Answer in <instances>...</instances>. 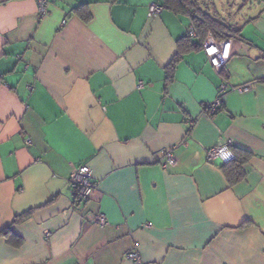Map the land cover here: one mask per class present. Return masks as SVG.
Instances as JSON below:
<instances>
[{
	"label": "crops",
	"instance_id": "1",
	"mask_svg": "<svg viewBox=\"0 0 264 264\" xmlns=\"http://www.w3.org/2000/svg\"><path fill=\"white\" fill-rule=\"evenodd\" d=\"M159 1L49 0L42 17L0 0V264H264V0H193L237 32L223 75ZM224 78L251 89L209 115ZM227 145L252 155L236 184L208 157ZM83 165L98 190L75 202Z\"/></svg>",
	"mask_w": 264,
	"mask_h": 264
},
{
	"label": "built area",
	"instance_id": "2",
	"mask_svg": "<svg viewBox=\"0 0 264 264\" xmlns=\"http://www.w3.org/2000/svg\"><path fill=\"white\" fill-rule=\"evenodd\" d=\"M49 0H38L39 14L43 17L46 15V6ZM164 10H169V7L164 5L162 2L152 3L149 6V11L152 15H159ZM189 35L196 37V31L191 25L189 27ZM234 42L232 36H228L227 40L218 41L216 38L209 33L203 43V50L209 59L210 64L215 71L220 75L227 67L234 48ZM143 83L140 84L139 88H142ZM251 89V84H243L233 86L229 80L223 79L222 84L219 87V94L213 101L209 102L206 108V113L214 115L221 109L225 101L226 96L231 92L245 93ZM30 144V141H27ZM209 161H215L221 159L224 163H229L235 159V155L230 150V145L224 147L213 148L208 153ZM177 159L172 151L165 153V163L162 165L164 169L175 166ZM71 193L75 202L88 201L92 198L95 192L98 190V185L93 180L92 169L83 165L75 169L70 178ZM94 222L104 227L108 224L106 215L100 214L94 217ZM126 259L133 264H157V263H144L137 252H130L127 254Z\"/></svg>",
	"mask_w": 264,
	"mask_h": 264
},
{
	"label": "trees",
	"instance_id": "3",
	"mask_svg": "<svg viewBox=\"0 0 264 264\" xmlns=\"http://www.w3.org/2000/svg\"><path fill=\"white\" fill-rule=\"evenodd\" d=\"M160 2L169 7V9H173L178 13L189 14L192 21L191 25L196 31V37L199 38L202 48L203 43L209 33H211L218 41L227 40L228 36L235 37L237 34V32L234 31L232 27L227 26L217 17L212 16L209 13H205L201 8H199V4L194 2L193 0H162ZM74 11L86 23L91 21L92 14L87 6H79L75 8ZM190 37L191 36L189 35V37L186 38L185 42L188 45L186 47L187 50L197 48V46H195L194 44L189 43ZM176 61H178V58H175L173 60V62L169 66L170 70L174 68ZM223 73L224 71L220 75H223ZM232 152L235 155V159L229 163L223 164L222 169L228 181L231 184H236L244 178L245 173L243 171V165L249 161L252 155L251 153L241 149H235ZM21 220L22 219H17L15 222H19Z\"/></svg>",
	"mask_w": 264,
	"mask_h": 264
},
{
	"label": "rangeland",
	"instance_id": "4",
	"mask_svg": "<svg viewBox=\"0 0 264 264\" xmlns=\"http://www.w3.org/2000/svg\"><path fill=\"white\" fill-rule=\"evenodd\" d=\"M225 0H213L214 4L218 7V6H222L225 8V12H227L228 7H230V9H232L233 5L231 4H227L226 2H224ZM223 2V3H222ZM232 6V7H231ZM229 11V10H228ZM230 12V11H229ZM227 18V16H226Z\"/></svg>",
	"mask_w": 264,
	"mask_h": 264
}]
</instances>
